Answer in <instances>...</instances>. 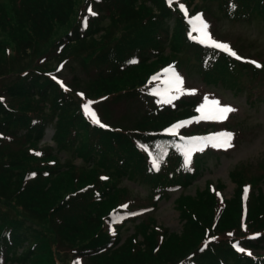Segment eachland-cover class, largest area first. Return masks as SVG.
I'll use <instances>...</instances> for the list:
<instances>
[{"label":"trees","instance_id":"obj_1","mask_svg":"<svg viewBox=\"0 0 264 264\" xmlns=\"http://www.w3.org/2000/svg\"><path fill=\"white\" fill-rule=\"evenodd\" d=\"M77 1L17 0L9 8L0 0V264H65L62 247L85 264H264V175L242 165L229 174L236 183L230 200L220 202L209 186L179 200L180 231L161 225L155 230L156 223L147 220L137 224L148 230L143 237L134 231L121 238L123 222L136 215L127 187L119 184L139 183L155 204L173 187L196 180L182 133L166 131L194 117L198 108L180 96L162 100L149 83L148 74L168 58L161 39L195 45L206 80L223 70L224 79L225 74L236 78L240 64L227 49L195 39L180 8L193 0H89L96 15L80 14L42 55L56 28L70 22ZM216 1L229 18L264 20V0ZM150 25L157 42L146 30ZM115 26L140 31L134 39H118ZM53 56L57 63L69 56L92 59L88 90L93 98L127 94L145 103L146 112L133 128L99 126L81 100L52 77L58 70ZM51 125L57 144L63 140L57 153L38 146ZM73 148L87 164L65 161L67 168L56 171L61 153ZM258 181L263 189L257 192ZM248 206L250 231L227 235L241 230Z\"/></svg>","mask_w":264,"mask_h":264},{"label":"rangeland","instance_id":"obj_2","mask_svg":"<svg viewBox=\"0 0 264 264\" xmlns=\"http://www.w3.org/2000/svg\"><path fill=\"white\" fill-rule=\"evenodd\" d=\"M1 1L12 8L13 3L17 0ZM181 5L184 6V9L181 10L186 15L187 26L189 29L191 28L192 34L211 43L198 30L200 24L195 20V17L200 15L203 21L209 25L205 31L211 33L215 41L229 45L230 52L235 51L242 58L238 60L240 64L239 76L235 78L230 74L231 78L225 74L226 79H224L223 72L225 70L220 72L218 69L217 73L207 77L206 80L199 71L200 59L196 54L195 45L192 48H187L182 46L180 38L173 45L169 44L168 38L161 39L166 48L164 55L168 58L165 62L155 66L148 74L149 83L156 85V90L152 91L163 94L162 100H170L180 96L188 101H193L196 107L200 109L199 113L183 122L179 128H177V124L170 131H166L170 133L176 129L184 135L182 136L184 139H180L187 142L185 157L189 167L197 173L196 180L189 186L174 189L168 198L160 199L155 204L147 196V189L139 183L126 180L119 184V189L127 187L128 200L132 205L133 214L136 215L133 221L123 222L121 238L133 234L134 231H137L140 238L143 237L142 234L148 230L143 231L137 224L149 223L147 220L156 223L151 226L155 230L160 229L159 225H161L169 232L180 231L183 227V220L178 207L179 200L185 196H197L204 193L208 186L211 191L212 189L215 190L220 202L224 203L225 200H230L236 191V183L231 180L229 174L236 167L244 166L255 175H264V20L262 17H257L251 21H238L229 18L220 9L216 0H193L188 3H180ZM89 8L95 9V5L91 1L78 0L70 22L56 28L49 43L43 46L45 52L42 55L52 49L53 45L71 30L80 14L89 12ZM172 23V21L168 22L170 32L172 31ZM124 27L117 29L115 26L117 29L115 35L118 39L120 37L134 39L137 35L136 30L140 31L138 28L128 30L129 28L126 27L127 29H125ZM146 30L157 42L154 37V26L150 25ZM101 35L102 32L98 37ZM195 39L201 41L198 38ZM115 43L116 41L113 45ZM55 54H57V50H55ZM38 56V54L34 55V61ZM53 59V64L57 65L58 70L52 74V77L79 98L83 106L91 101L89 110L96 113L101 123L133 128L134 124L146 112L147 105L145 103L142 104L139 98L127 94L109 98H93L88 90V84L94 77L92 59L69 56L64 61L62 58L63 63H57L54 56ZM40 60L41 58L38 61ZM251 61H256L260 67ZM21 67H23L22 64L16 65L18 70ZM176 74L182 78V83L179 85L175 81ZM178 88L180 91L177 90ZM81 93L83 96L80 95ZM212 101H219V104H213ZM223 106H231L236 111L221 113L218 108ZM84 110L86 113L85 107ZM87 115L93 119L90 114ZM225 116L228 122H223L226 119ZM54 121L56 122L57 118ZM64 121L70 124L68 119H64ZM221 131L233 135L229 138L220 135ZM54 133V127L51 125L38 146L44 147L45 150L52 149L57 153L63 140L57 144V139L53 137ZM188 135L192 137H188ZM185 138L189 139L185 140ZM70 151L72 152L61 153L57 165L61 168H57L56 171L67 168L65 161L67 163L73 162L75 165L87 164L78 153L75 155L74 148ZM67 156L68 159H65ZM197 157H200L198 162L195 160ZM260 189H263V183L258 181L256 191L258 192ZM254 203L255 198L251 206ZM251 206L242 212L244 222L241 223V230L227 231V235L240 236V233L250 231L247 220L250 216ZM110 224L109 228L115 230L114 226ZM111 232L115 233V231ZM60 253L65 264H76L79 260L85 264L84 259L79 256L75 260L66 247H62Z\"/></svg>","mask_w":264,"mask_h":264},{"label":"snow or ice","instance_id":"obj_3","mask_svg":"<svg viewBox=\"0 0 264 264\" xmlns=\"http://www.w3.org/2000/svg\"><path fill=\"white\" fill-rule=\"evenodd\" d=\"M180 7H181L182 10L184 9V6H183V5H181ZM88 11H89V13H90L91 15H93V16L96 15V13L93 12L91 8H89ZM195 20H196L197 22H199V24H200V27H199L198 30L202 32V34L205 36V38H206L207 40H210V41H211V46L216 47V48H227V49H230V46H229V45L222 44L221 42H217V41H215V40L212 38L211 33H208V32L205 31V30L209 27V25L207 24L206 21H203L202 16L198 15L197 17H195ZM85 27H87V19H85ZM231 54H232L233 56H235L237 59H242L241 57H239V56L235 53V51H231ZM132 62L135 63V61H132ZM251 63H256V62H255V61H251ZM257 67H260V65L257 64ZM175 81H176V83L179 85V84L182 83V78H181L178 74H176V76H175ZM177 90L180 91L179 88H178ZM190 91H194V90H190ZM80 95L83 96L82 93H81ZM205 100H207V97H205ZM91 103H92V102L90 101L89 104H91ZM212 103L218 105V104H219V101H212ZM89 104L84 105V107H85V109H86V114H90L91 117L93 118L94 122H95L96 124H98L99 126H101V127H106V125H103V124L100 122L99 118L96 116V113H95L94 111H92V110H89ZM199 110H200V109H198V111H199ZM218 111L221 112V113H228V112L236 111V109L232 108L231 106H223V107H219V108H218ZM224 118H226V116H225ZM220 135L227 136V137L231 138V136H232L233 134H231V133H221ZM225 143H227V141H225ZM228 146L230 147L231 145L229 144ZM240 251H244V249L241 248Z\"/></svg>","mask_w":264,"mask_h":264}]
</instances>
